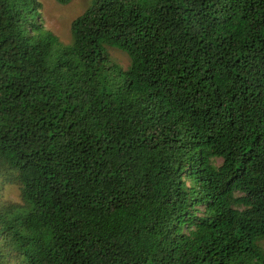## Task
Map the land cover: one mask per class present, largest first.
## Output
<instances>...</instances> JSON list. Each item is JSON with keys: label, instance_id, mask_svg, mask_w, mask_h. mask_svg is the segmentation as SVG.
Instances as JSON below:
<instances>
[{"label": "trees", "instance_id": "trees-1", "mask_svg": "<svg viewBox=\"0 0 264 264\" xmlns=\"http://www.w3.org/2000/svg\"><path fill=\"white\" fill-rule=\"evenodd\" d=\"M41 6L0 0V264H264V0Z\"/></svg>", "mask_w": 264, "mask_h": 264}, {"label": "rangeland", "instance_id": "rangeland-1", "mask_svg": "<svg viewBox=\"0 0 264 264\" xmlns=\"http://www.w3.org/2000/svg\"><path fill=\"white\" fill-rule=\"evenodd\" d=\"M41 2L42 20L47 29L53 31L61 41L69 43L72 37V22L90 5L91 0H72L67 5H61L56 0H39ZM78 15V16H77ZM116 58L128 65V57L121 51L113 52ZM3 195L6 199L20 201V188L17 184H5Z\"/></svg>", "mask_w": 264, "mask_h": 264}, {"label": "clouds", "instance_id": "clouds-1", "mask_svg": "<svg viewBox=\"0 0 264 264\" xmlns=\"http://www.w3.org/2000/svg\"><path fill=\"white\" fill-rule=\"evenodd\" d=\"M41 18V17H40ZM43 21V20H42ZM45 25V24H44ZM47 28V27H46Z\"/></svg>", "mask_w": 264, "mask_h": 264}]
</instances>
